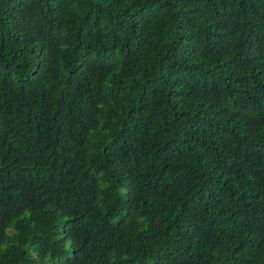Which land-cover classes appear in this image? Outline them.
<instances>
[{
    "label": "trees",
    "instance_id": "1",
    "mask_svg": "<svg viewBox=\"0 0 264 264\" xmlns=\"http://www.w3.org/2000/svg\"><path fill=\"white\" fill-rule=\"evenodd\" d=\"M0 264H264V0H0Z\"/></svg>",
    "mask_w": 264,
    "mask_h": 264
}]
</instances>
